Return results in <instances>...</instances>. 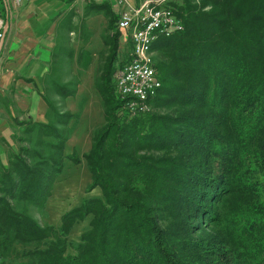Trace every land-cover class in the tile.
Segmentation results:
<instances>
[{"label":"trees","instance_id":"obj_1","mask_svg":"<svg viewBox=\"0 0 264 264\" xmlns=\"http://www.w3.org/2000/svg\"><path fill=\"white\" fill-rule=\"evenodd\" d=\"M170 3L182 30L152 46L163 61L153 62L160 87L151 100L167 113L116 116L123 102L107 86V61L103 86L94 83L106 124L83 154L100 196L64 212L57 229L42 227L9 200L41 207L67 132L38 163L15 154L0 163V252L51 232L30 252L34 264H264V0ZM223 200L232 206L221 215ZM87 215L65 253L70 227ZM197 217L216 229L191 237L182 224ZM210 246L227 249L210 250L213 260Z\"/></svg>","mask_w":264,"mask_h":264},{"label":"rangeland","instance_id":"obj_2","mask_svg":"<svg viewBox=\"0 0 264 264\" xmlns=\"http://www.w3.org/2000/svg\"><path fill=\"white\" fill-rule=\"evenodd\" d=\"M88 1L92 2L93 0ZM126 1L135 2L136 0ZM174 2L181 4L182 0H174ZM112 3L111 0L100 1L102 5L99 7L102 10L97 8H93L94 11L91 8H89V11L88 9L86 10L88 14H91L87 16V20L84 23L86 29L83 27L80 34L78 33V29H74L77 34L76 39L80 38L79 46H76L75 50L73 47L66 45L65 40H67V37H64L65 34L62 32L60 36L58 35L57 39H54V42L58 41V43L52 50V59L57 62L52 65V69H57L60 72L64 68H69L67 66L68 58L71 62L72 60L76 62L69 63L70 68L74 69V74H76L78 60L81 61L82 67L89 60L92 61L90 67L85 72L80 71L78 73V84L74 79L63 82L59 79V76L58 81H55L56 85H49L47 89L46 100L50 104V110L47 108L44 114L35 117L36 120L24 116L18 118L19 116H15L14 114H12L13 116L10 119L13 127L16 129L14 130L15 134L12 133L10 138L16 144L10 149L5 147L7 151L6 157L8 156L5 164H9L8 160L15 154L20 155L27 165L28 163H38L45 156H51L53 153H56L57 150L54 147V143L58 139L55 135H61L67 132L61 149L62 162L59 170L53 176L49 192L45 195L41 207L32 204L27 199L20 198L18 195L9 200L13 209L26 212L42 227L50 225L57 229L60 224V217L64 212L77 206L83 199L100 196L99 187L94 186L89 189L90 172L83 158V154L87 153L91 147L92 139L97 136L106 124V120L102 114L100 97L95 89L94 83H99L103 86L100 76L104 74L107 61L108 63L110 62L112 72L106 76V78H109L108 84L107 82L106 84L113 89L114 96L120 99L115 88V74L120 62L125 59L126 52L129 48L125 37H122L115 30V27H113L115 26L116 15L114 14L115 8ZM1 8L2 3L0 2ZM99 11H103V21L100 18L102 15L96 14ZM112 18L114 24L112 23ZM100 21L101 24L99 23ZM113 34H117L118 37L115 51L111 49L109 44V39L112 38ZM87 39L89 44L86 47L84 43ZM3 40L0 46V53ZM83 46L86 48H83ZM111 54H113L114 58L111 57ZM95 56L96 62L94 61ZM154 61L157 63L163 61L160 54H157L155 51L152 55V62ZM54 72L56 71H50L51 77L54 76ZM76 87L77 89H75ZM60 88H63L61 91L64 97L60 94L59 96L52 95L58 89L60 92ZM74 89L75 91L72 92ZM147 109V112H145L147 114L167 113L165 109L155 107L153 100L148 101ZM1 114L4 116V113ZM115 115L129 116L124 107L120 108V112L117 110ZM60 121H62L61 124L58 123ZM2 131L5 133L6 129L4 128ZM138 152L140 154L143 153L142 150H138ZM155 152H158V150H155ZM155 152L151 154L156 155ZM67 155L78 157L79 162L73 163ZM231 206L232 204L230 202L223 200L220 204L221 215L228 212ZM89 218L90 215H87L72 224L65 238V253H74L73 245L78 242L80 233L87 228ZM199 225L201 226L200 230H196ZM182 226H185L187 232L194 238L204 235L203 233H211L216 229L205 221L202 224L199 217L193 221L185 220ZM47 233L48 236L44 240H31V242L25 243L14 242L7 251L0 252V264H34L35 259L31 256L30 252L35 248L40 249L43 244H46L52 238V233ZM204 238L207 237L205 236ZM218 247L219 249H214L210 246L207 251L213 260L217 259V254L210 252V250L221 251L224 248L227 249L224 246Z\"/></svg>","mask_w":264,"mask_h":264},{"label":"crops","instance_id":"obj_3","mask_svg":"<svg viewBox=\"0 0 264 264\" xmlns=\"http://www.w3.org/2000/svg\"><path fill=\"white\" fill-rule=\"evenodd\" d=\"M100 1L107 0H21L14 11L13 18L7 24L0 53V163L5 164L8 159L5 147L10 149L16 144L10 138L16 130L10 121L12 114L19 116L18 118L24 116L34 119L44 114L47 111L45 100L49 85H56L55 81H58L59 76L63 82L74 79L78 84V73L85 72L90 67L92 61L89 60L82 67L78 60V70L74 74V69L69 64L71 61L67 58L69 68L60 72L52 69V65L57 62L52 59V50L58 43L54 39L61 32L67 37L65 43L68 47L75 50L79 46L80 38L76 39L74 29H78L79 34L83 27L86 29L84 23L87 16L91 15L86 10H102L99 7L102 5ZM102 12L96 14L102 15ZM100 18L103 21L104 16ZM84 44H89L88 39ZM85 46L83 48L87 47ZM94 61L96 62V56ZM73 62L75 60L71 63ZM50 71H56L54 76L51 77ZM62 89L52 95L63 96ZM4 128L5 133L2 131Z\"/></svg>","mask_w":264,"mask_h":264},{"label":"built area","instance_id":"obj_4","mask_svg":"<svg viewBox=\"0 0 264 264\" xmlns=\"http://www.w3.org/2000/svg\"><path fill=\"white\" fill-rule=\"evenodd\" d=\"M88 1V0H87ZM109 1V0H108ZM116 15L115 30L125 37L129 48L115 74V88L122 107L129 116L147 112V103L160 87L153 67L152 48L159 38L170 37L182 30L170 0H111ZM0 41L5 24L13 18L21 0H0Z\"/></svg>","mask_w":264,"mask_h":264},{"label":"water","instance_id":"obj_5","mask_svg":"<svg viewBox=\"0 0 264 264\" xmlns=\"http://www.w3.org/2000/svg\"><path fill=\"white\" fill-rule=\"evenodd\" d=\"M6 28H7V25L5 24V29H6ZM1 42H2V41H0V46H1Z\"/></svg>","mask_w":264,"mask_h":264}]
</instances>
